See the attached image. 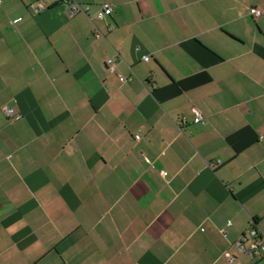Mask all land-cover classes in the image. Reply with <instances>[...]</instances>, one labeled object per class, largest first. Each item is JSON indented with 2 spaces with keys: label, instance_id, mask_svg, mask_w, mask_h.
Listing matches in <instances>:
<instances>
[{
  "label": "crops",
  "instance_id": "0c3cea01",
  "mask_svg": "<svg viewBox=\"0 0 264 264\" xmlns=\"http://www.w3.org/2000/svg\"><path fill=\"white\" fill-rule=\"evenodd\" d=\"M77 1L0 6V264H264V0Z\"/></svg>",
  "mask_w": 264,
  "mask_h": 264
},
{
  "label": "built area",
  "instance_id": "2783aa9c",
  "mask_svg": "<svg viewBox=\"0 0 264 264\" xmlns=\"http://www.w3.org/2000/svg\"><path fill=\"white\" fill-rule=\"evenodd\" d=\"M51 1L53 4L63 5L66 8L69 17H74L80 13L88 14V11L90 10L89 5H83L77 0H51ZM32 2L34 3L33 11L35 13L42 11L46 7L43 0H32ZM0 6H2V0H0ZM113 10L114 9L111 3L104 2L100 5L97 11V17L99 19H104L107 16L112 15ZM251 11L256 16H259L261 14L260 10H258L257 8H253L251 9ZM149 58L150 57L148 55L143 57L145 61H148ZM108 64L110 70L115 71L113 60H109ZM118 76L124 79L122 73L118 72ZM6 112L8 116H13V109H7ZM195 112H196L195 121L204 123L205 122L204 116L198 110H195ZM140 137H141L140 135L136 136L137 139H140ZM249 234L252 237L251 241H249L248 236L244 235L240 240H238L235 243V249L238 252L256 257L257 255L260 254L261 250L264 248V235L255 227H252V229H250ZM225 257L231 263L240 264L236 259V257L233 254H231L230 251L225 252Z\"/></svg>",
  "mask_w": 264,
  "mask_h": 264
}]
</instances>
